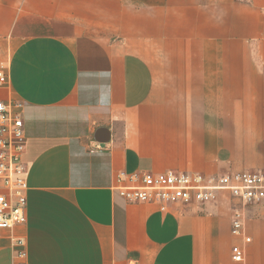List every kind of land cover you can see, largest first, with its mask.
I'll list each match as a JSON object with an SVG mask.
<instances>
[{"label":"crops","instance_id":"crops-1","mask_svg":"<svg viewBox=\"0 0 264 264\" xmlns=\"http://www.w3.org/2000/svg\"><path fill=\"white\" fill-rule=\"evenodd\" d=\"M0 103H22L27 264H264V206L162 211L119 174L264 172V0H0ZM245 250L235 263L232 250Z\"/></svg>","mask_w":264,"mask_h":264},{"label":"built area","instance_id":"built-area-1","mask_svg":"<svg viewBox=\"0 0 264 264\" xmlns=\"http://www.w3.org/2000/svg\"><path fill=\"white\" fill-rule=\"evenodd\" d=\"M4 68L0 69V86L7 84ZM22 103H0V230L12 231L27 224V168ZM115 189L130 204H152L162 211L177 205L203 206L217 203L227 195L230 206L232 233L245 244L251 238L245 231V211L264 206V172L222 173L208 176L169 171L119 174ZM13 264H27L25 239L12 240ZM235 263H243L245 250L237 245L232 250Z\"/></svg>","mask_w":264,"mask_h":264}]
</instances>
